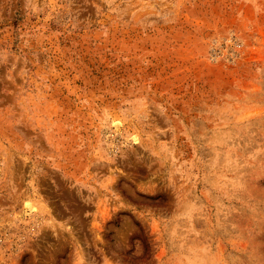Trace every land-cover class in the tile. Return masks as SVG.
Instances as JSON below:
<instances>
[{"label": "rangeland", "instance_id": "1", "mask_svg": "<svg viewBox=\"0 0 264 264\" xmlns=\"http://www.w3.org/2000/svg\"><path fill=\"white\" fill-rule=\"evenodd\" d=\"M0 264H264V0H0Z\"/></svg>", "mask_w": 264, "mask_h": 264}]
</instances>
